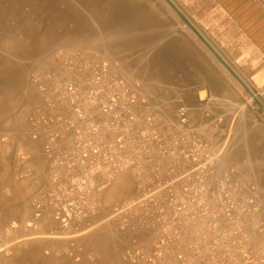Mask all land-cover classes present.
Wrapping results in <instances>:
<instances>
[{
  "label": "built area",
  "instance_id": "1",
  "mask_svg": "<svg viewBox=\"0 0 264 264\" xmlns=\"http://www.w3.org/2000/svg\"><path fill=\"white\" fill-rule=\"evenodd\" d=\"M61 62L57 72L34 77L43 106L30 118L31 135L44 139L48 168L29 228L50 222L48 233L66 238L96 231L103 193L127 173L136 196L114 204L108 218L122 231L138 222L154 238L149 252L127 248L132 264H264L250 228L254 189L219 166L184 108L161 121L144 114L137 93L107 66ZM19 178L40 184L31 170Z\"/></svg>",
  "mask_w": 264,
  "mask_h": 264
},
{
  "label": "crops",
  "instance_id": "2",
  "mask_svg": "<svg viewBox=\"0 0 264 264\" xmlns=\"http://www.w3.org/2000/svg\"><path fill=\"white\" fill-rule=\"evenodd\" d=\"M169 1L173 7L165 3L172 10H106L105 21L96 20L90 29L93 48L86 52L78 49L65 59L90 57L96 64L107 66L137 93L145 115L172 121L180 109L187 111L190 126L219 156V166L254 189L258 205L250 228L255 255L260 257L264 250V0ZM61 59L48 62L46 67L57 72ZM15 91L19 95L20 90ZM4 93L0 90V99L6 102ZM42 106L35 89L34 97L31 94L26 102L28 121L40 114ZM24 143L27 157L20 166H0V179L28 170L40 179L39 185L25 180L9 190L0 182V216L15 218L17 227L23 218L19 205L23 200L31 204L48 168L44 139ZM134 196L136 185L127 173L103 193L99 228L85 238L78 237L69 248L82 264H132L123 253L120 255L122 251L135 244L151 250L154 238L146 227L133 221L127 231H122L116 220L108 218L114 204ZM107 222L112 226L101 228Z\"/></svg>",
  "mask_w": 264,
  "mask_h": 264
},
{
  "label": "rangeland",
  "instance_id": "3",
  "mask_svg": "<svg viewBox=\"0 0 264 264\" xmlns=\"http://www.w3.org/2000/svg\"><path fill=\"white\" fill-rule=\"evenodd\" d=\"M21 9L11 10L12 14L0 20V90L5 92L6 100L3 102L0 99V166H20L27 157L24 142L33 138L31 128L28 129L30 121L26 102L31 94L34 97L35 89L38 90L34 77L53 73L46 67L48 62L72 56L78 49L86 52L93 48L90 29L96 20L105 21L106 10H172L163 0H24ZM86 59L92 61L90 57ZM42 69H49L50 72L37 73ZM17 89L20 90L19 95L15 91ZM15 135L18 136L19 144L15 142ZM19 173H8L6 178L0 179L5 189L20 186L27 180L20 179ZM22 204L18 210L19 216L23 217L19 218L22 224L18 227L15 218L0 216V255L8 262L15 263L16 260L18 264L25 257L30 260L28 263L33 261V264L40 258L46 260V257L60 264H80L79 257L71 253L69 248L91 233L78 239L52 235L48 230L55 225L50 222L42 223L46 226L42 229L44 232L39 229L33 233L27 226L34 215L32 205L24 200ZM107 226L111 227L112 224L107 222L101 228ZM38 245L41 247L38 248ZM125 252L122 251L120 255L123 253L124 256Z\"/></svg>",
  "mask_w": 264,
  "mask_h": 264
},
{
  "label": "bare ground",
  "instance_id": "4",
  "mask_svg": "<svg viewBox=\"0 0 264 264\" xmlns=\"http://www.w3.org/2000/svg\"><path fill=\"white\" fill-rule=\"evenodd\" d=\"M23 4H24V0H0V20L1 18H4L5 15L8 16V14H12V11L11 10H22L21 8L23 7ZM72 5V4H71ZM77 5V4H76ZM80 10V9H79ZM82 10V9H81ZM44 22V21H43ZM1 23V21H0ZM45 23V22H44ZM1 26V25H0ZM40 33V32H39ZM54 36V35H53ZM54 39V38H53ZM3 57V56H2ZM10 69V68H9ZM8 69V70H9ZM7 70V71H8ZM13 70V69H12ZM14 72V71H13ZM14 74V73H13ZM4 77V76H3ZM12 78V77H11ZM10 79V78H9ZM11 80V79H10ZM3 94V93H2ZM10 95V94H9ZM130 179V178H129ZM45 228V227H43ZM78 251V250H77ZM39 255V254H38ZM12 256V255H11ZM41 257V256H40ZM39 258V257H38ZM37 258V259H38ZM18 261V260H17ZM22 263L21 264H33L31 262H27V261H30L28 259L25 258H22ZM85 261V260H84ZM10 262V263H9ZM7 261V259L3 256L0 255V264H3V263H6V264H18L16 262V260L14 261L15 263H13L12 261ZM48 259L46 257V260H44L43 258H40L39 260H37L34 264H48ZM84 263V262H83ZM90 263V262H89ZM101 263V262H100ZM50 264H54V263H50ZM74 264V263H73ZM82 264V263H81ZM85 264V263H84Z\"/></svg>",
  "mask_w": 264,
  "mask_h": 264
},
{
  "label": "water",
  "instance_id": "5",
  "mask_svg": "<svg viewBox=\"0 0 264 264\" xmlns=\"http://www.w3.org/2000/svg\"><path fill=\"white\" fill-rule=\"evenodd\" d=\"M168 4H170L172 6V4L170 3L169 0H165ZM173 7V6H172ZM175 9V8H174ZM176 10V9H175ZM242 86L245 88V90L247 91V93L255 100V102H257L258 104L260 103L259 102V99L247 88L245 87V85L243 83H241ZM263 111H264V108H263Z\"/></svg>",
  "mask_w": 264,
  "mask_h": 264
}]
</instances>
